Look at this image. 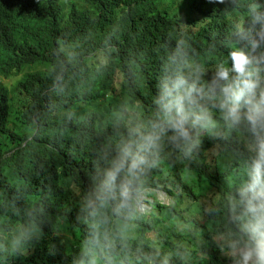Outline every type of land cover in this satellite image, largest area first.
Instances as JSON below:
<instances>
[{
	"label": "clouds",
	"instance_id": "obj_1",
	"mask_svg": "<svg viewBox=\"0 0 264 264\" xmlns=\"http://www.w3.org/2000/svg\"><path fill=\"white\" fill-rule=\"evenodd\" d=\"M20 1L21 11L15 0L0 6L42 21L41 39H0V78L26 106L53 95L76 98L88 112L63 110L22 134L16 110L0 97L10 145L0 157V210L30 190L43 199L39 229L0 233V260L17 238L15 251L41 264H264V0H137L158 7L140 33L158 28V52L186 59L182 69L161 73L151 114L126 136L117 133L111 160L98 111L109 91L137 78L155 81L156 69L116 48L99 50L69 75H52L44 59L62 30L75 29L79 8L70 0ZM165 1L173 7L164 12ZM244 15L243 33L226 39ZM55 24L61 31L48 38ZM207 39L223 43L206 54ZM34 147L50 151L41 156L47 174L16 189Z\"/></svg>",
	"mask_w": 264,
	"mask_h": 264
},
{
	"label": "trees",
	"instance_id": "obj_2",
	"mask_svg": "<svg viewBox=\"0 0 264 264\" xmlns=\"http://www.w3.org/2000/svg\"><path fill=\"white\" fill-rule=\"evenodd\" d=\"M67 3L79 8L78 23L75 29L62 30L63 39L55 42L50 57L44 59V66L50 74L69 73L79 66L84 65L89 56L101 49L113 50L116 48L133 50L136 55L143 56L151 62L156 69L157 78L155 81L135 79L128 87H119L108 93L106 104L99 109L104 121V128L99 133L100 140L109 148L111 160L118 143L121 141L116 137L117 133H124L125 136L136 128L142 120L148 117L152 111L155 99L157 81L165 68L182 69L186 57L171 49L163 54L158 52V40L163 33L149 31V24L145 23V29L149 34H141L142 22L154 11L158 12L154 1L150 5H141L137 0H70ZM19 11L22 10L20 0H15ZM173 2L165 1L162 11H169ZM210 10V6L205 3ZM248 16H240L227 28L224 37L229 40H237V35L243 33L239 24ZM42 21H27L22 15L17 19L10 15L0 6V39L6 41H22L27 39H41ZM60 26L55 24L51 27L49 35L58 32ZM61 31V30H60ZM205 42L206 54L215 52L222 45V40L213 41L207 39ZM12 85L0 78V97L17 112V127L22 134H32L38 123L54 121L60 117L63 110H75V113L88 112L78 108L79 100L70 97L46 95L35 103L26 106L21 101L13 99L11 95ZM6 136L7 139H2ZM10 147L8 130L0 127V157L3 151ZM33 157L30 161L29 157ZM30 156L25 160L26 169L21 178L15 177L16 189L22 190V185H28L31 176L38 175V179L47 174L48 167L42 163V158L47 159L50 151L46 147H34ZM5 161L0 160V168H3ZM19 192V191H18ZM20 193V192H19ZM43 199L34 191H27L18 197L16 201L7 200L5 207L0 210V233L10 231L13 235L19 227L33 226L35 230L41 224V206ZM19 244L17 238L11 243V253L7 258L0 260V264H41L39 259L15 251Z\"/></svg>",
	"mask_w": 264,
	"mask_h": 264
},
{
	"label": "rangeland",
	"instance_id": "obj_3",
	"mask_svg": "<svg viewBox=\"0 0 264 264\" xmlns=\"http://www.w3.org/2000/svg\"><path fill=\"white\" fill-rule=\"evenodd\" d=\"M198 17H199V15H198V13H196V14L193 16V19H192V20H193V21H197V20H198ZM245 24H246V20H243V21L241 22V26H243V25H245ZM100 62H101V64L104 63L102 57L100 58ZM191 69H192L193 71H196L195 67H191ZM5 81H7V80H5ZM2 139H7V137H6V136H3ZM160 198H162V197H160ZM0 224H1V221H0ZM0 254H1V255L4 254V248H3V246H2L1 244H0ZM134 254H135L136 256H140V255H141L139 250H135V251H134ZM6 255H7V252L5 253V256H6Z\"/></svg>",
	"mask_w": 264,
	"mask_h": 264
}]
</instances>
